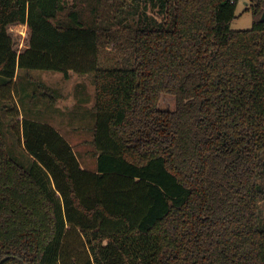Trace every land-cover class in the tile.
Segmentation results:
<instances>
[{"label": "trees", "instance_id": "1", "mask_svg": "<svg viewBox=\"0 0 264 264\" xmlns=\"http://www.w3.org/2000/svg\"><path fill=\"white\" fill-rule=\"evenodd\" d=\"M239 1L0 0V264H264V0L234 31ZM33 70L94 75L95 171L19 120Z\"/></svg>", "mask_w": 264, "mask_h": 264}, {"label": "rangeland", "instance_id": "2", "mask_svg": "<svg viewBox=\"0 0 264 264\" xmlns=\"http://www.w3.org/2000/svg\"><path fill=\"white\" fill-rule=\"evenodd\" d=\"M248 1L249 0H240L238 3L236 11L237 17L232 23V29L234 31H246L252 28V14L251 12L247 11L246 6ZM10 31L16 42V50L20 52L25 49L27 44V30L24 27H16L13 29L11 28ZM117 53L118 52L113 50L112 48H108L103 53V56L116 57ZM104 62L106 64L112 63L109 60H104ZM23 73L24 77L19 83H16L18 94L15 93L14 98V95H12L13 90L11 89L12 91L8 93L7 99L10 97V95V100H13L14 98L13 102L17 104L21 112V116L25 115L30 118L43 120L48 123L50 121H57L56 125L58 126V130L61 134L65 135V137L69 139L72 146H74L78 155L80 156V159L83 160V163H87L86 165L88 166L94 165V158L91 153L93 148L88 145V142H91L93 140L92 128L97 119V114L95 111L96 91L93 83L94 75H72L70 80L64 81L62 77L63 75L60 73L33 70L29 73L28 71H23L19 74L23 75ZM38 77L41 78V80H43L45 83H47V85L57 89L65 97L64 99L58 101L57 106L52 105L47 99H44L41 96L40 89H37V85L35 86V84L33 83L34 79ZM91 84V92H95L94 102L88 98L87 94L85 98L83 97V93L80 94V89L81 87H83V85L87 86V88H91ZM34 94H36L37 96L34 97ZM32 97H34L35 102L30 101ZM21 101L23 106L22 108H20ZM173 101L174 100L172 97L165 96L162 98L161 107L163 109H171L173 107ZM70 102L71 105L69 104ZM0 103L3 104L2 102ZM22 119V117L19 118V120ZM69 119H73V121L78 122L82 127L84 125L85 128L79 133L77 131L70 130L69 127L64 128L62 124H65V120H68L66 123L73 124V122H69ZM14 125L18 126V123ZM10 127H12L11 124H5L3 126V131L7 136L8 144L13 145L15 141L10 135ZM19 153L20 152L16 150V157L19 160L22 159L21 161H23L24 163H27V160L21 158V154ZM261 207L262 214L264 216V203L261 205Z\"/></svg>", "mask_w": 264, "mask_h": 264}, {"label": "crops", "instance_id": "3", "mask_svg": "<svg viewBox=\"0 0 264 264\" xmlns=\"http://www.w3.org/2000/svg\"><path fill=\"white\" fill-rule=\"evenodd\" d=\"M18 27H24L26 30H27V27L26 26H18ZM20 72H18L17 74V78H16V83H19L20 81H21V79L24 77V74L23 75H21V74H19ZM72 75H76V74H71V77H72ZM63 77V76H62ZM71 77H70V79H71ZM69 79V80H70ZM35 81H39V82H41V83H43L46 87H48V88H51V89H53V90H56L59 94H60V98H58L57 99V101L55 102V103H51L52 105H56L57 106V103H58V101L59 100H61V99H64L65 97L57 90V89H55V88H53V87H51V86H49V85H47V83H45L43 80H41V78H36V79H34ZM63 80L64 81H66L64 78H63ZM94 83V82H93ZM92 83V84H93ZM92 84H91V88H87V86H85V85H83V87H81V89H80V94L81 93H83V97L85 98V96H86V94L88 95V98L91 100V101H93L94 102V99H95V92L94 91H92L91 92V89H92ZM95 86V85H94ZM34 97H36V96H34ZM34 97H32L31 98V100L30 101H32V102H35L34 101ZM19 100H21V99H19ZM46 104V103H45ZM70 105H71V102L69 103ZM21 105V106H20ZM19 106H20V108H22L23 106H22V101H21V104H20ZM66 106H68V105H66ZM21 113V112H20ZM22 118H28V119H32V120H35V121H38V122H42V123H46V124H48V125H50L51 127H53L54 129H56L59 133H60V131L58 130V126L56 125V123H57V121H55V122H45V121H43V120H38V119H33V118H30V117H28V116H25V115H23V116H21ZM68 120H65L64 122H65V124H62L63 126H64V128L66 127V128H68L69 127V129L70 130H72V131H77L78 133L80 132V131H82L84 128H85V126L83 125V127L81 126V124H79L78 122H75V121H73V119H69V122H73V124H71V123H66ZM52 125H51V124ZM60 123V122H59ZM76 123V124H75ZM94 126H95V123H94V125H93V128H92V130L94 129ZM61 134V133H60ZM68 142H69V144L72 146V144H71V142L69 141V139L68 138H66L65 137V135H63V134H61ZM90 144V142H88V145ZM73 148H74V146H72ZM74 152H75V154H76V156L78 157V159H79V161H80V164H81V167L83 168V169H85V170H89V171H95V169H96V163H97V159H96V157L94 156V153H93V150L91 151V153H92V156H93V158H94V165H91V166H88V165H86L87 163H83V160H81L80 159V156L78 155V153H77V151H76V149L74 148Z\"/></svg>", "mask_w": 264, "mask_h": 264}, {"label": "water", "instance_id": "4", "mask_svg": "<svg viewBox=\"0 0 264 264\" xmlns=\"http://www.w3.org/2000/svg\"><path fill=\"white\" fill-rule=\"evenodd\" d=\"M262 19L264 20V15H263ZM10 258L18 259V258H15V257H10ZM8 259H9V257L8 258H4L2 261H0V263L4 262L5 260H8Z\"/></svg>", "mask_w": 264, "mask_h": 264}]
</instances>
